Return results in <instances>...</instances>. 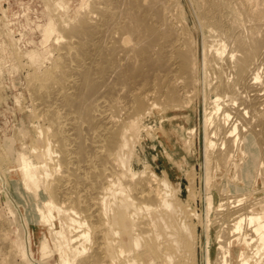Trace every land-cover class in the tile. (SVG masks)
<instances>
[{
  "label": "bare ground",
  "instance_id": "bare-ground-1",
  "mask_svg": "<svg viewBox=\"0 0 264 264\" xmlns=\"http://www.w3.org/2000/svg\"><path fill=\"white\" fill-rule=\"evenodd\" d=\"M178 1L93 0L59 24L62 42L49 64L37 51L24 54L42 125L18 169L41 201L40 220L60 226L41 243L43 258L136 264L130 243L139 247L150 231L162 264L197 263L186 207L193 177L172 169L164 136L201 97L214 106L203 126L205 182H216L211 162L228 180L217 200L204 199L207 215L217 204L222 222L215 264H264V0H191L201 60ZM6 223L0 216V264H16V256L28 259V246Z\"/></svg>",
  "mask_w": 264,
  "mask_h": 264
},
{
  "label": "rangeland",
  "instance_id": "rangeland-1",
  "mask_svg": "<svg viewBox=\"0 0 264 264\" xmlns=\"http://www.w3.org/2000/svg\"><path fill=\"white\" fill-rule=\"evenodd\" d=\"M91 1L93 0H0V216L9 223L6 224L11 230V238L16 239L19 236L27 244L30 257L22 260L21 257L16 256V264H60L57 254L56 258L53 256L43 258L42 252L39 251L41 243L46 238L51 237L48 235L51 234L50 229L52 226H50V223H44L40 220L37 210L41 201L27 192L23 176L18 169L21 158L20 151H26V155L32 158V145L29 136L35 138L40 130L39 125H42V122L39 120L38 122L32 113L35 114L36 112V102L33 101L29 91L31 75L30 78L28 77L33 72V66L27 57L28 55L25 56L24 54L37 51L43 58L48 59L46 64H49V59L58 54L57 50L52 51V49L53 44L57 41L56 37L59 36L60 31L58 29L62 20L73 21L78 16L79 11H84ZM175 11L188 22L190 30L195 33L197 43H199L201 60L202 35L196 28V13L192 1L179 0ZM49 31H52L50 37ZM206 35H208V32H206ZM52 39H54V42ZM61 42L62 39L58 43ZM203 104L200 97L183 112L178 121L169 123L170 125L166 127L164 142L174 157L175 165H172V169L176 170L175 173H178V175L183 173L185 177L192 174L188 178L193 177L192 189L194 192L192 196L187 197L188 204H186V207L189 208L187 209L191 214L189 217L190 223L196 235V264H206L205 251L207 248L210 249L213 264H215L217 256L216 240L218 234H221L222 225L220 224L222 222L219 220L220 216L217 213V204L214 205L209 216L207 215L205 200L209 195H214L217 200L218 189H222L228 180L226 177L224 178V173L221 174L216 165L211 162L209 164L211 168L208 167V169L212 181L216 180L217 188H213L215 183L207 184V181L205 182L207 171L203 126L205 115L214 112V106L210 102L206 107ZM211 164L214 166L212 167ZM10 209L12 213L14 212L13 215ZM198 215H201L202 220ZM204 218L208 219L205 220ZM200 220L201 224H199ZM62 223V227L67 232L66 221H62ZM47 227L50 228L47 229ZM58 227L60 226L56 225L52 228ZM205 228H208L209 231ZM48 230L50 233H48ZM205 230L208 231V234ZM143 235L142 238L140 237V240H142L140 241V248L135 243H130L132 244L131 251L127 256L136 260L138 258L136 264H162L161 258L153 255L150 250L153 246V235L150 231L148 235L145 233ZM207 235H209L210 244ZM92 248L93 245L89 246L90 250H88L87 256L91 255ZM134 252L135 255L132 256ZM125 258L122 257L118 264H125ZM76 263L79 264V261L74 264Z\"/></svg>",
  "mask_w": 264,
  "mask_h": 264
}]
</instances>
